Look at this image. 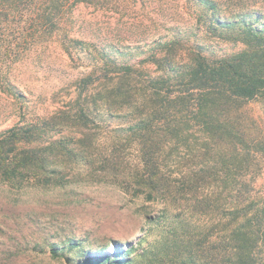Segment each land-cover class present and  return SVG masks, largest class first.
Returning <instances> with one entry per match:
<instances>
[{
    "label": "trees",
    "instance_id": "obj_1",
    "mask_svg": "<svg viewBox=\"0 0 264 264\" xmlns=\"http://www.w3.org/2000/svg\"><path fill=\"white\" fill-rule=\"evenodd\" d=\"M200 1L212 12L210 26L239 27L241 46L212 57L199 45L165 41L152 54L161 72L144 78L131 65L111 78L100 75L94 79L101 94L96 100L107 115L127 119V142H136L137 157L130 183L148 199L162 202L163 226L166 217L174 218L176 229L164 226L161 245L171 254H163L162 264H264V191L255 188L264 160V127L247 108L250 102H264V22L257 23L259 11L224 22L215 0ZM79 3L114 10L127 0H0V69L11 62V54L22 60L42 39L60 40L64 46L67 35L56 39L52 30L62 29L65 16ZM69 43L89 46L81 39L70 38ZM3 84L15 88L8 75ZM89 107L77 98L68 109L33 120L22 116L0 132L2 177L62 184L59 174L75 154L64 143L68 139L53 136L69 129L80 140L99 127ZM180 141L190 152L198 147L199 160L173 172L168 165L174 164L173 150ZM119 158L113 150L101 161ZM184 225L189 228L179 229ZM74 243L69 239L70 247L78 246ZM133 250L131 245L94 259L123 264V256ZM77 264L93 263L85 259Z\"/></svg>",
    "mask_w": 264,
    "mask_h": 264
},
{
    "label": "rangeland",
    "instance_id": "obj_2",
    "mask_svg": "<svg viewBox=\"0 0 264 264\" xmlns=\"http://www.w3.org/2000/svg\"><path fill=\"white\" fill-rule=\"evenodd\" d=\"M215 1L221 21L259 11L262 17L257 23L264 22V0ZM211 14L200 0H127L114 10L79 3L65 16L63 28L52 30L56 39L62 33L67 35L64 46L47 36L22 60L11 54V62L0 69V132L22 116L33 120L68 109L77 98L90 106L88 113L99 127H92L80 140L69 129L53 136L68 139L69 144L64 143L75 154L59 174L62 184L9 181L0 173V264H77L85 259L99 264L95 255L125 251L131 245L134 250L123 256V264H162L163 254H171L161 241L165 228H177L172 224L174 218L166 217L164 227L162 202L148 199L146 192L130 183L129 170L137 163L136 142H127V119L107 115L96 100L101 94L94 79L100 75L111 78L131 65L144 78L161 72L152 54L165 41L199 45L212 57L241 46L239 27L213 28ZM70 38L89 46L70 45ZM6 75L14 89L3 84ZM247 108L264 127V102H250ZM113 150L120 158L102 162ZM198 155V147L190 152L180 141L173 150L174 164L171 161L168 168L186 170L199 160ZM260 163L255 188L264 191V160ZM183 228L189 225L179 229ZM69 239L78 246L70 247Z\"/></svg>",
    "mask_w": 264,
    "mask_h": 264
}]
</instances>
